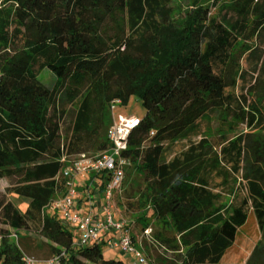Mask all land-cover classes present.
I'll return each mask as SVG.
<instances>
[{"label": "trees", "instance_id": "1", "mask_svg": "<svg viewBox=\"0 0 264 264\" xmlns=\"http://www.w3.org/2000/svg\"><path fill=\"white\" fill-rule=\"evenodd\" d=\"M219 3L236 18L209 15ZM185 6L177 12L173 0H9L0 7V170L9 180L0 192V264H24L13 232L19 240L35 232L51 256L65 253L62 264H128L106 258L103 244L77 246L48 207L65 188L63 176L53 178L67 166L65 151L109 149L111 103L127 104L133 95L146 112L124 154L158 166L139 208L174 232L179 242L168 244L183 264H221L251 214L264 218V134L227 132L264 129V111L247 95L264 103V0ZM259 39L262 46L252 42ZM39 59L63 68L62 79L41 81L33 70ZM242 60L252 65L254 82L236 95L247 74ZM199 119L220 132L215 142L203 137L179 152L163 144L187 137ZM214 177L240 179L243 188L234 181L225 198ZM10 193L28 199L25 210ZM245 264H264V235Z\"/></svg>", "mask_w": 264, "mask_h": 264}, {"label": "rangeland", "instance_id": "2", "mask_svg": "<svg viewBox=\"0 0 264 264\" xmlns=\"http://www.w3.org/2000/svg\"><path fill=\"white\" fill-rule=\"evenodd\" d=\"M8 1L9 0H0V7ZM190 1L193 0H173L174 8L177 12H179V10L181 9L184 10V8L187 7L185 6V4ZM221 4L219 3L216 7L211 6L209 15L217 16L221 20L223 16L229 15L234 20L236 18V14L234 12L226 10L225 7ZM181 5L182 8L180 7ZM262 41L263 40L259 39V42H256L255 40H253L252 42L256 44L259 43V45L262 46ZM242 67L244 68V70H246L247 74L245 75V79L240 80V86H237V88H235L234 93L236 95L243 92L241 89L242 86H248L251 81L254 82L252 65L246 60H242ZM33 70L38 78L48 85H53L55 82L60 81L64 73V70L61 67H57L54 65H43L42 59L36 61ZM247 95L251 104L260 106V108L264 111V103L258 104L252 94L247 93ZM145 112L146 111L141 99L136 95L131 96L127 104H122L121 100L119 99L114 100L110 106V126L113 125V123L119 118L120 115H137L143 117L145 115ZM210 125L211 123L206 119H199L196 129L193 132L189 133L187 137L178 139L176 141L166 140L163 142V144L165 146L171 144V146L173 147V151L179 152L180 150L184 149L190 141H198L203 137H211V139L215 142L220 132H209L208 129ZM243 131H251L264 134V129L247 125H244L237 130H228L227 132L230 134H234ZM150 144V142L144 143L145 146H148ZM101 152L102 151H91L89 153L83 154H86V156H96ZM80 155L81 154H67L65 151L60 160L62 162H66V165H68L70 161L78 158ZM32 164L33 162L25 163L22 164V166H29ZM157 172V165L146 163L142 158L132 159V157H129L128 163L126 165L124 182L122 184V187L120 188V191L115 192L114 195V203L116 205L118 219L123 220L130 225L135 244L137 248L145 254L149 261V264H183L177 257L178 250L172 249L170 247V245L174 246L175 244H177L178 241L177 236L173 234L174 232L169 230L160 221L156 220L152 215L151 210L147 212V215L144 210L139 208L138 201L141 198L143 188L148 180L157 175ZM62 174L63 170L53 178H57L59 176L62 177ZM236 180V187L242 189L243 186L238 183L240 179L236 178ZM236 180L235 178H232L229 180V182L226 183L222 181V178L217 177L214 179V183L219 184V186L215 190L223 192V194H225V198H229L230 195L228 193V189L233 186V182ZM8 185L9 180L6 177L2 176V172L0 170V192L5 191ZM64 189L65 188H63L61 192H63ZM245 191H247V189L244 190V194ZM9 197L19 208H21L22 210L26 209L28 205L27 198L19 196L15 193H10ZM93 199L95 203H97V206L94 204V211H98L101 200L99 196H93ZM81 203L80 206H82ZM48 212L51 213L53 211L48 209ZM0 227H3V225L0 224ZM146 228H149L151 230L148 234H144V230ZM69 229L73 231L74 236H76L77 231L75 230V228L70 227ZM263 235L264 218H259L254 213H252L248 225L244 229H242V233L239 234L235 246L229 251L228 254H226L221 264H245L252 248ZM18 242L21 244L26 253L32 256L38 258H47L51 256L49 248L41 241V239L35 232L27 233L24 239H18ZM103 253L106 258H122L128 264H133L132 256L123 254L118 249H110L108 246H103Z\"/></svg>", "mask_w": 264, "mask_h": 264}, {"label": "built area", "instance_id": "3", "mask_svg": "<svg viewBox=\"0 0 264 264\" xmlns=\"http://www.w3.org/2000/svg\"><path fill=\"white\" fill-rule=\"evenodd\" d=\"M141 120L142 117L137 115H120L108 130L109 149L96 156L81 154L70 161L62 174L65 189L51 200L48 207L62 224L75 228L77 246L103 244L131 255L133 264H149V261L137 248L130 225L118 219L114 195L124 182L129 160L124 152L129 149V135ZM153 134L152 130L150 135ZM93 196H99L101 200L98 211H94ZM82 201L87 203V208L80 206ZM150 231L146 228L144 234ZM10 238L19 243L16 232ZM1 239L0 235V242ZM23 255L24 264H62V259L66 257L64 252L47 258H38L26 252Z\"/></svg>", "mask_w": 264, "mask_h": 264}, {"label": "crops", "instance_id": "4", "mask_svg": "<svg viewBox=\"0 0 264 264\" xmlns=\"http://www.w3.org/2000/svg\"><path fill=\"white\" fill-rule=\"evenodd\" d=\"M83 202V201H82ZM82 204V206L83 207H88V205H87V203L86 202H83V203H81ZM97 203H95V205H96ZM97 206V205H96ZM85 209V208H84ZM115 259H118V258H115ZM121 260H123V261H125L124 259H122V258H120ZM126 262V261H125ZM133 262V261H132Z\"/></svg>", "mask_w": 264, "mask_h": 264}]
</instances>
